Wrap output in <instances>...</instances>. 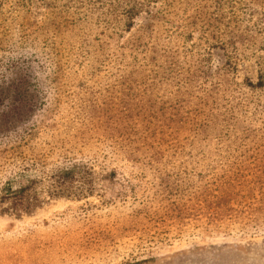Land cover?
I'll list each match as a JSON object with an SVG mask.
<instances>
[{"label":"rangeland","instance_id":"obj_1","mask_svg":"<svg viewBox=\"0 0 264 264\" xmlns=\"http://www.w3.org/2000/svg\"><path fill=\"white\" fill-rule=\"evenodd\" d=\"M0 264H264V0H0Z\"/></svg>","mask_w":264,"mask_h":264},{"label":"trees","instance_id":"obj_2","mask_svg":"<svg viewBox=\"0 0 264 264\" xmlns=\"http://www.w3.org/2000/svg\"><path fill=\"white\" fill-rule=\"evenodd\" d=\"M20 193H22V190L19 193H11L9 191V189L8 190H5L3 199L6 198V196L20 199L19 197L22 196V194H20ZM18 199H16V201L14 203L15 204V207H20V208H24V210H28L32 206L31 203L25 204V203H22L21 201H19Z\"/></svg>","mask_w":264,"mask_h":264}]
</instances>
